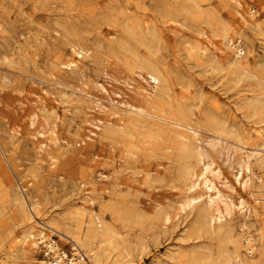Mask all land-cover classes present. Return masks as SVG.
I'll list each match as a JSON object with an SVG mask.
<instances>
[{"label":"rangeland","instance_id":"rangeland-1","mask_svg":"<svg viewBox=\"0 0 264 264\" xmlns=\"http://www.w3.org/2000/svg\"><path fill=\"white\" fill-rule=\"evenodd\" d=\"M263 106L264 0H0V153L10 173L0 169V264L54 258L42 247L23 259L30 224L19 191L27 210L38 204V221L60 230L52 235L70 258L79 233L84 249L103 251V264H224L227 255L264 264V164L253 160L247 188L237 185L252 208L247 216L196 230L203 199L178 220L172 214L164 231L156 214L180 199L189 181L182 173L195 162L166 134L172 127L141 118L139 129L128 112L182 120L252 153L264 137ZM30 113L39 129L53 122L61 139L47 141L54 161L38 149L49 136L36 138L22 123ZM118 124L123 132L109 128ZM223 157L216 153L213 167L233 180ZM92 210L111 230L112 253L110 241L90 234Z\"/></svg>","mask_w":264,"mask_h":264},{"label":"bare ground","instance_id":"bare-ground-1","mask_svg":"<svg viewBox=\"0 0 264 264\" xmlns=\"http://www.w3.org/2000/svg\"><path fill=\"white\" fill-rule=\"evenodd\" d=\"M250 14L253 17L255 16L254 12H251ZM226 39H227L228 47L233 49L235 47L233 38L226 37ZM186 42L190 43L189 40H186ZM191 47L192 46H190V49ZM74 52L77 55L81 54L80 52H77L76 50ZM241 52L242 50H237V53L241 54ZM64 64L67 67H71L73 62H66ZM22 106H23V103H22ZM114 106L116 107V105ZM250 108L253 109V112H251L252 115H257V111H256L257 107L254 106ZM128 112H131L132 114H135L138 117L134 120H131L130 125H134L138 127L139 126L138 123L146 122L145 119L150 118L152 120L159 119L163 122V124H166L169 128L172 127L176 133L171 134L172 132L171 130L164 129L166 131V134H168V136L174 137L175 140H177L180 143L179 146L182 150V154L184 153L186 160L187 158H189V159H193L195 162L194 167H192L191 165H188L185 167V172L182 173V177H185L186 180H189V181L187 182L186 188L184 189V192L182 196L180 197V199H178L174 205H170L169 210L161 211L156 214V217L158 218V220L161 221V224H160L161 229L165 231V228H167L168 222L172 218V214H173V219L178 220L184 215L185 212L190 210V208L193 206L194 203L196 204L203 199H205L203 201L205 205L201 208L198 214V218L196 220L198 227H195L196 230H199V231L205 230V229L213 230L217 226L221 225L224 222V220L225 221L228 220V218L232 217L234 214L235 215L243 214L247 216L248 212H252V208H250L251 206L249 207L248 202L240 195L237 185H239L242 189L247 188L250 180L246 174L252 173L251 165H252L253 160H255L256 162H260L261 164H264V158L260 157V155L264 154L263 153L264 152V137H260L258 142H256L255 144L256 149L254 150H257V151H253L252 153H250L249 151L246 150L245 145L247 144L239 143L240 146L239 145L235 146L227 138H222L220 134H219L220 136L216 135L214 137L204 138V136H202V134L199 133V130L196 127L182 120H174V119L165 118L162 116H158L156 114L145 112L144 110L129 109ZM53 115L54 117H58L59 114L56 110H54ZM118 115L120 116L118 112H113L111 116H118ZM37 118L38 117L34 113L26 114L22 116V123L23 124L27 123L28 126L34 127L33 135L36 138H39V136H47V135L49 136V137H46V139H44L43 141H41L38 149L40 153L41 152L46 153L50 161H54L53 153L51 151H48V147L50 145L47 143V141H50L52 143L51 146H56V145H59L61 139L58 136L55 129L51 128L53 125L52 121H50L49 119H46L47 124H45V127L42 130V129H39L38 126H36L37 121H38ZM141 118H145V119H141ZM253 124L258 125L256 122H253ZM108 125L113 126L112 123H108ZM115 127L121 128L119 132H123L122 130L123 127L120 124L114 127H109V128H111V130H115ZM12 131L19 133L20 125L14 126L12 128ZM254 132L257 135H259L260 133L255 128H254ZM1 153H0V169L3 170L5 175L7 174L9 176L10 175L9 169L6 165V163L8 162L7 158L3 156ZM216 153H217V156L219 157L224 156L223 162L225 163L228 169L227 171L228 174L234 177L233 180H229L230 177L228 178L226 175H223L222 172H219L218 168L213 167V164H214L213 157ZM236 154H238L237 157H236ZM39 160L41 159L39 158ZM106 175H104V177H108ZM147 183H149V181L147 182L143 181L139 183V185L140 186L144 184L147 185ZM24 188L25 186H22V190ZM226 189H228L230 193H227ZM198 190H202L203 193L199 194ZM84 197H85L84 200L86 203H88L90 206L94 205V199L91 197L89 190L86 191ZM17 198H18V201H21L22 203L21 207L23 208L22 209L24 213L23 216H25L28 219V222L30 224V228L26 232L27 234L25 233L24 239H21L23 241H21L20 243V249L18 248L20 250L21 255H22V252H25L26 254L27 253L28 254L25 255L24 258L23 256L21 258L26 259L28 258L29 254L36 255L38 253V250L43 247L47 253L52 252L54 255V258L51 264H84L87 262L88 259L91 262L90 264L105 263L106 260L104 259H106L107 257L105 258L103 251L101 253L96 248V246L93 245L89 247L88 249H84L87 242L81 237H79V233H77V235L74 236L73 238V242H74L73 251H74V256L76 258H70L66 252L61 251L62 249L59 245L58 240L55 239L54 236L52 235V234H56V235L58 234L59 237L61 236L60 235L61 232L56 227V225L51 224V223H46L43 221L40 222V220L39 221L37 220L39 216V213L37 212L38 204H36L35 202H33L32 204L30 203L31 205L28 206L29 208L27 210V207L25 206L26 205L25 200L22 196L21 191H19V195ZM91 217H92L94 225L91 226L90 234H92L95 237L96 241H100L99 242L100 244L110 241L113 238L111 237V230L106 225L103 218H101L99 214H97L93 210L91 211ZM48 230H50V232L47 233ZM247 240L248 242H251L252 238L248 237ZM18 243L19 241L15 242V244H18ZM110 243H111L110 247L106 249L108 254L112 253L110 249L113 250L116 248L115 241H110ZM252 247L253 246L250 245V248H248V251L250 250L252 251L253 250ZM128 256H130V254H128ZM31 259L33 258L31 257ZM28 260L30 259L28 258ZM114 260L117 261V259H114ZM114 260L113 262H115ZM119 260L121 259L119 258ZM36 263L37 264H50L47 260L37 261ZM128 263L132 264L130 262ZM224 264H243V261L239 255H234V256L227 255L225 258Z\"/></svg>","mask_w":264,"mask_h":264}]
</instances>
